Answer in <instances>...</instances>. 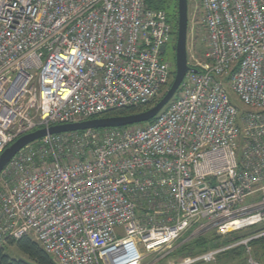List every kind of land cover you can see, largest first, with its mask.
Here are the masks:
<instances>
[{"label":"built area","instance_id":"built-area-1","mask_svg":"<svg viewBox=\"0 0 264 264\" xmlns=\"http://www.w3.org/2000/svg\"><path fill=\"white\" fill-rule=\"evenodd\" d=\"M199 1L205 62L188 63L151 123L47 135L6 165L0 245L29 237L55 264H141L142 250L159 254L191 229L220 238L262 227L236 244L257 264L264 0ZM170 36L165 12L146 0H0V155L36 130L154 101L170 82L160 53Z\"/></svg>","mask_w":264,"mask_h":264},{"label":"water","instance_id":"water-1","mask_svg":"<svg viewBox=\"0 0 264 264\" xmlns=\"http://www.w3.org/2000/svg\"><path fill=\"white\" fill-rule=\"evenodd\" d=\"M176 41L174 58V75L165 93L145 111L128 115L106 116L73 124L52 126L48 129H39L30 134L20 137L0 155V173L10 160L24 147L35 143L47 135H59L66 133H77L86 130L120 129L125 127L147 124L154 120L176 95L179 87L189 70L187 61V30H188V1L176 0ZM165 49L160 53L163 56Z\"/></svg>","mask_w":264,"mask_h":264},{"label":"rangeland","instance_id":"rangeland-1","mask_svg":"<svg viewBox=\"0 0 264 264\" xmlns=\"http://www.w3.org/2000/svg\"><path fill=\"white\" fill-rule=\"evenodd\" d=\"M187 1H188L187 61L188 63H191V64L203 63L205 62V53L207 50V44H206V33H205V29H204L203 22H202V12L200 9V1L199 0H187ZM175 41H176V37H174V35H171L166 45L165 53L162 56V60L168 63L169 68L172 72H174L175 70V67H174ZM227 90H228V93H229V96H230V99L233 105H235L238 111L240 112V114L243 115L244 111L246 110L245 107L240 103L238 97L234 93H231L229 91L228 87H227ZM165 91L163 93H165ZM162 95H160L158 99ZM176 95L171 100V102L175 99ZM239 149H240V146H239ZM240 154L241 152L239 150L238 158L240 157ZM258 198L259 197H255V199H258ZM251 200H252L251 198L247 199L245 203L241 205V207L246 206ZM190 231H191V234L189 238L187 239L185 238L184 240L179 242V240L187 233L186 232L178 240H176L171 245L170 248L162 252H159V254L152 255L142 250V253L145 255V257L142 260L141 264H181L183 260L194 258L198 255L191 256V257L186 256V255L181 256L177 253L175 254V252H176V248H178L180 245L185 244L186 242H189V240L195 237H198V236H207L208 238L216 237L217 238L216 242L221 244L224 241H226L227 238L230 239L231 237H234L237 235V237H240L238 241L228 244L226 246H222V245L218 246V247H228L229 246L231 248L228 249V251L233 250L238 247H241V246L236 245L238 242H240V240L246 238L247 236H252V235L259 234L260 232H262V227H257L251 230L244 231L240 234H236V235L232 234V235L220 237V238H218L213 231L198 232L196 235H193V236L191 235L194 234L193 232L194 229H191L188 232ZM5 253L14 260L28 261L27 258L21 253H19L14 247H6ZM246 256H247L246 253L243 254L242 256L224 255L222 257H218L214 262L209 263V264H247ZM193 264H205V263L197 262Z\"/></svg>","mask_w":264,"mask_h":264},{"label":"trees","instance_id":"trees-1","mask_svg":"<svg viewBox=\"0 0 264 264\" xmlns=\"http://www.w3.org/2000/svg\"><path fill=\"white\" fill-rule=\"evenodd\" d=\"M146 5L150 9L160 10V11L165 12L168 22L171 26V35H174V37H176V22H177L176 0H146ZM173 75H174V72L170 70V82L173 78ZM170 82L161 90L160 95H162V93L166 89H168ZM227 82L228 80L226 79L225 84H227ZM157 99L158 98H156L154 101L150 102L147 105H143V106H139L135 108L116 109V110H112L110 112L101 114L99 116H96L95 118L106 117V116L128 115L132 113L142 112L150 108L152 105H154ZM152 121H150L149 123H151ZM145 125L146 124H142L141 126H145ZM190 234H191V231L187 232L179 240V242H181L185 238L186 239L189 238ZM239 238L240 237H237L236 235L234 237H231L230 239L227 238L226 241L219 244L216 242V239H217L216 237L208 238L207 236H198V237H195L189 240V242H186L185 244H182L178 248H176L175 254L177 253L181 256L186 255L189 257L196 256L203 252H207L208 250L214 249L220 245L226 246L228 244L236 242L239 240ZM249 246L251 248V257L253 258V260L256 261L257 264H264V235L250 241ZM6 247H14L19 253L24 255L28 261L12 259L5 253ZM243 254H245L244 248L238 247L233 250L225 251L221 253L218 257H222L224 255L242 256ZM0 264H55V263L53 259L49 255H47L39 247V245L36 242H34L29 237H23L18 241H9L5 245H0Z\"/></svg>","mask_w":264,"mask_h":264},{"label":"bare ground","instance_id":"bare-ground-1","mask_svg":"<svg viewBox=\"0 0 264 264\" xmlns=\"http://www.w3.org/2000/svg\"><path fill=\"white\" fill-rule=\"evenodd\" d=\"M165 49H166V48H165ZM13 158H14V157H13ZM13 158H12V159H13ZM12 159H11V160H12ZM11 160H10V161H11Z\"/></svg>","mask_w":264,"mask_h":264}]
</instances>
